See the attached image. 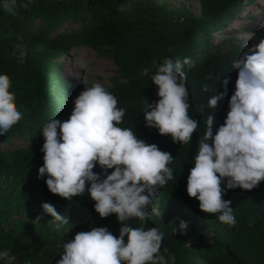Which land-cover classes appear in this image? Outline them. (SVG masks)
<instances>
[{"label": "trees", "instance_id": "16d2710c", "mask_svg": "<svg viewBox=\"0 0 264 264\" xmlns=\"http://www.w3.org/2000/svg\"><path fill=\"white\" fill-rule=\"evenodd\" d=\"M257 2L200 0L199 14L186 6L169 7L166 0H32L28 10L19 6L15 14L0 10V73L8 75L9 91L22 112V119L0 136V141L18 145L15 153L0 149V178H6L0 187L4 201L0 204V249H10L16 264H55L61 258L63 243L76 234L70 230L91 218L94 227L105 226L114 235L119 234L121 222L116 214L101 218L87 193L68 201L47 189L46 176L38 177L44 163L42 124L54 117L66 120L70 114L73 91L62 74L66 61L76 57V50L86 47L115 64L110 83L100 84L117 97V107L126 110L121 127L131 128L138 137L174 157L168 165L173 179L159 189L154 202L161 215L152 214L143 224L145 229L158 227L164 233L161 251L167 249L166 258H172L169 264H264V181L252 190L237 187L223 195L231 202L235 225L204 213L199 201L186 192L198 139L208 114L214 111L208 108L207 101L215 92L223 93L213 113L218 127L224 122L228 100L235 89L237 73L232 63L248 48L242 34L225 37L223 32L242 5ZM248 11L255 22L258 16L252 9ZM66 18H81L84 24L79 29L55 33V27ZM36 21L42 26H32ZM258 34L264 35V28ZM18 46L25 51L23 65L13 55ZM185 57L194 61L186 70L188 112L199 123L187 144L174 143L170 134L162 135L156 128L145 126L146 100L152 103L159 97L158 86L150 76L141 74L145 67L154 73L166 58L183 61ZM205 84L207 92L203 91ZM18 194L34 204H52L58 213L68 216L69 224L57 231L50 223V214L44 213L41 220L31 212L19 229H7L4 209ZM181 220L188 225L184 232L178 227ZM129 223L141 226L135 218Z\"/></svg>", "mask_w": 264, "mask_h": 264}, {"label": "clouds", "instance_id": "9594fccd", "mask_svg": "<svg viewBox=\"0 0 264 264\" xmlns=\"http://www.w3.org/2000/svg\"><path fill=\"white\" fill-rule=\"evenodd\" d=\"M31 3L0 0V10L15 14L18 6L28 10ZM13 55L19 65L25 63L23 48L18 46ZM193 64L190 57L183 61L166 58L154 73L150 67L141 71L158 86L159 97L152 103L146 100L145 126L170 134L174 143H189L199 124L188 112L186 70ZM232 69L237 77L229 110L217 127L213 113L223 93L215 92L208 99V108L214 111L208 114L198 139L186 183V192L199 201V209L228 225H235L236 219L231 202L223 198L226 191L237 187L252 190L264 181V39L243 51ZM9 88L8 75L0 73V136L22 119ZM203 91H208L207 84ZM117 103L104 85L94 83L73 98L66 120L54 117L42 124L44 163L38 177L46 176L47 189L68 201L87 193L101 218L114 213L121 222L118 235L105 226L77 232L63 243L55 264H169L172 259L166 258L167 249L161 251L164 233L158 227L145 229L143 224L152 214L161 215L158 208L152 207L151 212L149 208L159 189L173 179L168 165L174 157L138 137L131 128L121 127L126 110ZM97 166L101 172L93 171ZM42 208L52 217L55 230L69 224L68 216L58 213L52 204L45 202ZM133 218L141 222L140 227L129 223ZM187 226L183 220L178 225L181 232ZM0 264H16L10 249H0Z\"/></svg>", "mask_w": 264, "mask_h": 264}, {"label": "rangeland", "instance_id": "374dc122", "mask_svg": "<svg viewBox=\"0 0 264 264\" xmlns=\"http://www.w3.org/2000/svg\"><path fill=\"white\" fill-rule=\"evenodd\" d=\"M247 1V0H244ZM169 7L180 8L186 6L189 10H192L195 14L200 13V0H166ZM249 9H252V13L258 16L255 22L249 18ZM264 0H258L257 4L247 6L242 5V8L238 15H236L224 32V36H240L242 34V40L245 41L247 47H251L253 44L258 43L260 39H264V35H259V29L264 28ZM43 23L36 21L32 24L34 27L42 26ZM84 24L81 18H66L62 24L55 27L54 32L59 33L65 30L79 29ZM218 41V38H216ZM75 58L71 57L66 61V66L63 70L62 77L69 86L72 88L73 98L78 95L79 92L92 83H110L109 79L115 75V64L110 58L98 53L97 50L91 48H79ZM25 142V141H24ZM18 145L16 143H9V145L3 141H0V149H11V152L15 153V148ZM1 151V150H0ZM40 166V165H37ZM95 172H101L99 166L93 169ZM109 172L112 169L108 170ZM6 178H0V187L5 185ZM3 199L0 198V204ZM158 208L156 205L150 206ZM159 209V208H158ZM5 210V227L10 230H17L21 227L22 223L27 220L31 212L37 214L38 218L43 220L44 210L42 203L34 204L32 200L25 195L18 194L13 201L8 205ZM161 212V209H159ZM1 215V212H0ZM70 222V219H69ZM53 224V221L50 222ZM94 227V219H89L86 223H81L79 226L71 229V232H80L88 230Z\"/></svg>", "mask_w": 264, "mask_h": 264}]
</instances>
